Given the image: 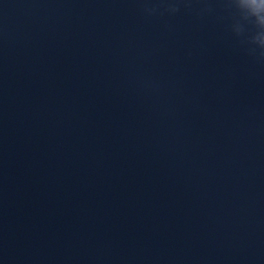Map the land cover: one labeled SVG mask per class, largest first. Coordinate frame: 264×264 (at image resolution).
<instances>
[{"label":"water","instance_id":"95a60500","mask_svg":"<svg viewBox=\"0 0 264 264\" xmlns=\"http://www.w3.org/2000/svg\"><path fill=\"white\" fill-rule=\"evenodd\" d=\"M260 46L264 0H0V264H264Z\"/></svg>","mask_w":264,"mask_h":264},{"label":"clouds","instance_id":"9594fccd","mask_svg":"<svg viewBox=\"0 0 264 264\" xmlns=\"http://www.w3.org/2000/svg\"><path fill=\"white\" fill-rule=\"evenodd\" d=\"M253 43H255V39H254V38H253ZM260 48H261L262 50H264V46H260ZM260 55H261V56H264V51H261Z\"/></svg>","mask_w":264,"mask_h":264}]
</instances>
